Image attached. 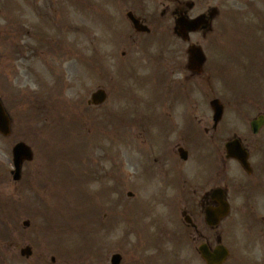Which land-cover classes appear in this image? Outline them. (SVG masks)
<instances>
[{"label":"flooded vegetation","instance_id":"1","mask_svg":"<svg viewBox=\"0 0 264 264\" xmlns=\"http://www.w3.org/2000/svg\"><path fill=\"white\" fill-rule=\"evenodd\" d=\"M113 3L124 21L108 38L112 51L105 50L104 63L120 66V74L130 84L126 93L187 94L183 103L155 105L161 136L164 139L176 136L170 150L161 156L159 167L167 219L171 223L175 221L174 227L180 221L179 230L170 228L164 239L172 246L168 249L169 257L164 258L162 252L164 259L159 264H208L202 257V248L212 256L216 250L225 248L227 256L222 264H264V93L246 91L250 86H264V0H236V3L234 0H113ZM26 6L35 4H22L24 16ZM61 8L62 2L56 12H61ZM87 8L100 11L97 4L91 8L87 4ZM236 13L244 15L239 28L245 30L248 46L239 48L235 41V49L221 48L212 56L204 52L202 71L198 74L188 70V45L194 42L204 49L209 36L214 34L221 43L226 39V26H234ZM198 16H204L206 23L189 33L187 41L180 38L178 19ZM236 34H230L231 39L237 38ZM214 75L221 81L222 89L230 83L241 89L231 97L219 98L223 114L217 122L210 99L193 100L194 90L203 92ZM137 87H141L140 91ZM170 99V96L165 98ZM178 110L183 114L178 116L174 112ZM14 120L9 116V134H0L3 153H11L18 141L26 142L27 128H21ZM179 148L186 158L179 155ZM6 162L9 165L0 167L1 204L8 203L10 188L12 193H20L34 181L29 163L22 165L17 182L11 181L12 153ZM7 212L0 213H3L0 248L10 254L15 249ZM211 219L217 221L210 223ZM149 250L159 260L161 255L157 250L152 247ZM182 252L184 256H180ZM55 261L53 258L52 264ZM139 264H148L142 254Z\"/></svg>","mask_w":264,"mask_h":264},{"label":"rangeland","instance_id":"2","mask_svg":"<svg viewBox=\"0 0 264 264\" xmlns=\"http://www.w3.org/2000/svg\"><path fill=\"white\" fill-rule=\"evenodd\" d=\"M30 2L35 3L41 13L43 7L48 9L52 0H30ZM18 4L20 0H0V90L7 94L15 93L12 106L20 121L29 124L33 129L31 133L34 135L28 138V141L35 154L31 162L36 167L37 174L32 188L35 192L30 193L19 207L31 208L28 204L32 198L35 206L42 207L39 216L43 228L37 226L38 219H33L30 229L25 230L21 228V220L25 217L20 213L17 216L14 214L12 222L16 224L14 227L12 225V228L16 251L10 254L4 252L6 264H50V257L53 255L56 257L55 264H109L110 255L114 252L125 256L120 264H139L141 254L148 264H159L156 254L151 250L143 252L145 250L143 244L146 241L149 244L155 242L159 235L164 239L167 237L166 225L169 230L171 228V223H165L168 213L164 201L158 202L156 206L152 204L153 207L148 212L153 197L149 190L153 188L144 189L149 184L146 177L136 180L138 186L148 192L146 197L143 190L134 189L132 182L136 170L132 165L139 159L140 154L151 152L154 147L152 152L155 159L161 158L169 151L166 140L163 137L159 139V135L154 134L157 132L154 123L159 117L158 112L145 110V115L143 113L134 115L133 112L131 115L133 114L136 120L132 123L134 118L132 116L129 123L125 110L142 107L140 103L143 104V98L145 99L146 96L142 93H134L133 95L137 94L139 97L132 98L129 102L120 89V81L112 84L108 80L109 74H105L109 71L108 68L105 69L103 64L100 67L98 60L95 61V67L90 64L86 55H92V50L89 48L90 45L88 46L87 43L85 45V41L78 39L74 41L75 47L82 49L86 56V61L82 62L81 58H78L80 54L76 50L73 52L74 47H67L69 41L65 44L63 40L65 38L53 34L55 31L50 34L44 32L43 39L32 33V38L38 40L41 47L38 45L36 52L30 54L31 59L24 57L25 45L32 43V39L29 40L22 35L19 31L20 22L16 20L15 23L11 22L6 13V7H13L14 14H11V17L14 19L15 14L18 13L16 9ZM107 8L111 10L114 19L119 16L117 12ZM78 19L75 15L74 20ZM45 21H49V18ZM32 22L37 24L35 20ZM25 25L29 28L32 24ZM100 28L98 27V30ZM32 29L30 28V31ZM75 30L80 29L75 27ZM236 36L240 44L246 46L247 36L242 27ZM94 37L92 35L91 39L93 40ZM217 40L215 34L209 36L205 45L208 47V52L215 49ZM56 42H59V47ZM93 42L95 43L94 40ZM64 47L66 50L62 52ZM103 47L112 51L108 43ZM49 61H55V65L62 68L63 77L62 81L59 80L60 83L55 75L57 76L61 70L55 66L52 69L54 75H51L47 70L50 69L47 66ZM37 75H47L46 78L51 86H47L48 89L41 88L39 82L42 77ZM116 78L118 79L117 76ZM43 85L47 83L44 82ZM98 86L110 88L109 98L99 107L87 105L89 94ZM52 87L54 90L51 89ZM216 92L219 90L215 91L213 88L207 93L210 95L217 94ZM221 93L223 94V90ZM197 96L200 97L199 94ZM139 110L142 111V108ZM106 130L108 131L104 132ZM110 135L116 138L118 147L113 146L115 144H112L113 147L110 146ZM150 138L155 140V143L153 141L150 143ZM175 138L176 136H170L167 139L168 145L172 144ZM118 159L122 164L117 168L110 167L111 163H116ZM32 164L28 166L31 167ZM143 169V174L146 176L151 172L160 171L156 160L146 163ZM138 178L140 179L141 176ZM152 179L157 183L159 178L156 176ZM151 184L153 181H150ZM131 189L136 192L132 197H128L127 192ZM111 190L115 191V194ZM37 195H40L41 199L46 198V201H43L45 206ZM156 216L162 218L163 223L159 221L156 223ZM147 220L154 222V226H150L145 235L140 228L146 229ZM179 222L178 227H174L173 223L174 230H179ZM136 229L139 232L134 233ZM126 230L129 235L124 242L123 233ZM22 232L23 236H21ZM26 242L32 243L34 248L29 259L19 256L18 248ZM87 242L94 245L91 247L87 244V248H78L80 246L76 244ZM132 242L135 246H131ZM171 246V243L167 244L166 241L157 245L158 250H164V253L166 249L170 250ZM180 256H184V252ZM154 258L155 262H153Z\"/></svg>","mask_w":264,"mask_h":264},{"label":"water","instance_id":"3","mask_svg":"<svg viewBox=\"0 0 264 264\" xmlns=\"http://www.w3.org/2000/svg\"><path fill=\"white\" fill-rule=\"evenodd\" d=\"M189 53H190L189 60H191V62H193L199 58L197 49L193 48L189 51ZM91 96H92V103H94V104H99V102L103 101L105 98L102 90H98V92L93 93ZM3 117H4V113H3V111H1V108H0V129L5 128V126L3 127V124H2V120L4 119ZM16 153L19 155V158L25 157L24 153L20 152V150L17 151Z\"/></svg>","mask_w":264,"mask_h":264}]
</instances>
